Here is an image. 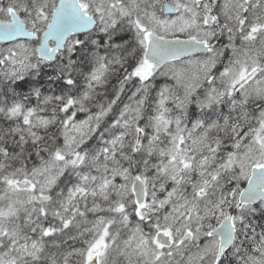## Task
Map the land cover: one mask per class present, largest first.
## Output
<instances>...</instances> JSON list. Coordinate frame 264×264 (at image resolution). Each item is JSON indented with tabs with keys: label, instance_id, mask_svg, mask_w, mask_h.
Returning a JSON list of instances; mask_svg holds the SVG:
<instances>
[{
	"label": "snow or ice",
	"instance_id": "obj_1",
	"mask_svg": "<svg viewBox=\"0 0 264 264\" xmlns=\"http://www.w3.org/2000/svg\"><path fill=\"white\" fill-rule=\"evenodd\" d=\"M0 264H264V0H0Z\"/></svg>",
	"mask_w": 264,
	"mask_h": 264
}]
</instances>
